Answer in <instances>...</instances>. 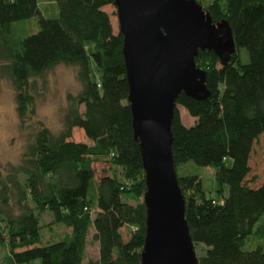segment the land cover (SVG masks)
<instances>
[{
    "label": "trees",
    "instance_id": "obj_1",
    "mask_svg": "<svg viewBox=\"0 0 264 264\" xmlns=\"http://www.w3.org/2000/svg\"><path fill=\"white\" fill-rule=\"evenodd\" d=\"M50 1L54 17L44 13L40 0H0V80L12 81L21 121L36 114V79L56 66L78 67L82 84L81 92L67 96L61 132L42 126L21 164L7 172L0 167V245L7 241L10 247L0 264H84L92 227L100 250L88 264H141L147 206L126 198L144 196L147 183L128 99L124 35L115 32L104 9L115 0ZM198 1L215 22L229 21L238 50L223 64L214 50L201 49L196 62L207 72L211 95L198 100L183 92L177 99L173 154L186 219L195 248L205 250L198 264H264V179L248 180L255 143L264 133V0ZM34 17L40 30L23 36L17 22ZM241 48L248 51L246 63ZM179 105L194 124L183 122ZM76 128L93 144L76 141ZM99 157L121 174L96 183ZM189 164L212 167L217 188H206L198 171L179 172ZM48 210L51 224L71 232L39 245L40 212Z\"/></svg>",
    "mask_w": 264,
    "mask_h": 264
},
{
    "label": "water",
    "instance_id": "obj_2",
    "mask_svg": "<svg viewBox=\"0 0 264 264\" xmlns=\"http://www.w3.org/2000/svg\"><path fill=\"white\" fill-rule=\"evenodd\" d=\"M135 138L140 141L147 192V235L141 264H198L186 219V198L173 154L172 124L181 93L211 95L199 51L228 64L238 50L227 19L215 22L198 0H115Z\"/></svg>",
    "mask_w": 264,
    "mask_h": 264
},
{
    "label": "rangeland",
    "instance_id": "obj_3",
    "mask_svg": "<svg viewBox=\"0 0 264 264\" xmlns=\"http://www.w3.org/2000/svg\"><path fill=\"white\" fill-rule=\"evenodd\" d=\"M212 0H204L207 5ZM50 0H40V5L47 16L54 17L51 12ZM111 17L115 32L120 31V21L118 8L115 4H110L104 8ZM58 12L59 9L57 8ZM17 27L23 36L37 33L40 30L38 18H30L17 22ZM240 55L243 63L249 61V55L246 48L240 49ZM100 71L97 66L92 63V77L98 79ZM36 114L27 118L22 122L18 111L16 101V89L12 81L8 78L0 80V167L7 172L10 165H18L22 163L24 153L28 145L34 140L36 132L42 127H49L54 133H60L63 129L64 114L68 106L67 96L69 93L77 95L82 90V84L78 78V67L74 65L60 64L48 71L44 76L36 79ZM85 106H82V110ZM179 110L183 122L186 125H192L195 118L190 115L188 110L179 105ZM76 141H86L93 144V141L87 137L83 128H77L74 132ZM252 172L249 175V182L253 180L259 184L264 179V133L256 141L251 158ZM96 169V183L100 179L110 173L120 175L119 168L111 167V162L105 157H99L94 163ZM188 170V171H187ZM198 171L203 177L206 188L215 190L217 183L215 180V170L212 167H197L193 165H183L179 172L187 174L188 172ZM23 178V177H22ZM215 195V194H214ZM129 202L135 204L139 200L144 201V196L135 198L128 196ZM98 212L95 209L94 216ZM41 224L44 226L42 230V242L44 245L63 239L71 232V228L64 224H51L53 214L50 210L40 212ZM128 235V230H125ZM95 229L92 227L88 236L87 257L84 264H88L89 260L99 258V245L94 238ZM18 251L23 249H17ZM10 247L6 241L0 245V261L3 262L5 256L9 254ZM197 255L205 254L204 247L199 244L196 247ZM32 264H40L36 261Z\"/></svg>",
    "mask_w": 264,
    "mask_h": 264
},
{
    "label": "crops",
    "instance_id": "obj_4",
    "mask_svg": "<svg viewBox=\"0 0 264 264\" xmlns=\"http://www.w3.org/2000/svg\"><path fill=\"white\" fill-rule=\"evenodd\" d=\"M76 129H77V128H76ZM76 129H75V130H76ZM91 229H92V228H91ZM126 229H127L126 227L123 228L124 231H125ZM96 242L98 243V245H99V250H100V243H99V241H97V240H96Z\"/></svg>",
    "mask_w": 264,
    "mask_h": 264
},
{
    "label": "built area",
    "instance_id": "obj_5",
    "mask_svg": "<svg viewBox=\"0 0 264 264\" xmlns=\"http://www.w3.org/2000/svg\"><path fill=\"white\" fill-rule=\"evenodd\" d=\"M99 86H101V84L99 83Z\"/></svg>",
    "mask_w": 264,
    "mask_h": 264
}]
</instances>
